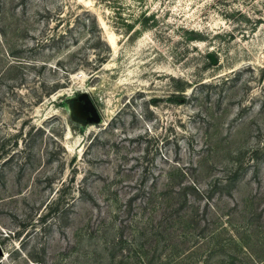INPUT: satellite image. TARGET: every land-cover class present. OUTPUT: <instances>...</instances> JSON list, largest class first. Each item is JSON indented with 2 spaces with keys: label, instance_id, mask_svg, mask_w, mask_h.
Wrapping results in <instances>:
<instances>
[{
  "label": "rangeland",
  "instance_id": "374dc122",
  "mask_svg": "<svg viewBox=\"0 0 264 264\" xmlns=\"http://www.w3.org/2000/svg\"><path fill=\"white\" fill-rule=\"evenodd\" d=\"M0 264H264V0H0Z\"/></svg>",
  "mask_w": 264,
  "mask_h": 264
}]
</instances>
